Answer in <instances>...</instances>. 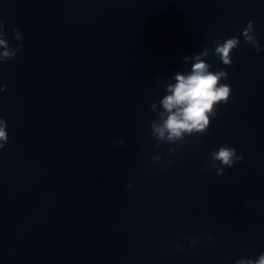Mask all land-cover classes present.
Masks as SVG:
<instances>
[{"label":"water","instance_id":"water-1","mask_svg":"<svg viewBox=\"0 0 264 264\" xmlns=\"http://www.w3.org/2000/svg\"><path fill=\"white\" fill-rule=\"evenodd\" d=\"M249 20L264 49V0H0L5 38L23 46L0 64L9 137L0 149V264L258 258L264 51L244 41ZM231 37L240 45L226 67L213 52ZM205 48L211 70L229 73L232 98L205 134L157 141L150 105L163 111L166 85L191 71L183 57ZM222 145L244 159L217 175L210 154Z\"/></svg>","mask_w":264,"mask_h":264},{"label":"clouds","instance_id":"clouds-1","mask_svg":"<svg viewBox=\"0 0 264 264\" xmlns=\"http://www.w3.org/2000/svg\"><path fill=\"white\" fill-rule=\"evenodd\" d=\"M3 29L4 24L0 21V64L14 60L17 53L23 50L22 45L16 47L10 45ZM13 33L16 40L23 39L18 29H13ZM242 36L245 43L252 45L257 52L264 51L255 35L254 21L247 22V26L242 30ZM239 45L238 37L228 38L223 43L216 42L213 55L218 57L224 66L230 67L233 64L232 53ZM208 56L207 48L195 56H184V62L193 61L191 71L186 74L177 72L172 78L175 82L166 85L167 94L159 101L163 111H156L157 103L150 105L151 110L158 116V119L151 121V135L157 141L174 144L177 141H184L187 136L205 134L210 127L211 119L217 115L218 106L227 104L232 98L231 85L222 82L228 78L229 73L224 69L211 70L212 65L205 59ZM5 89L6 85L0 84V92ZM8 142L7 121L0 117V149ZM123 143L120 142L121 146ZM156 147H159V143ZM174 151L175 149H169L170 153ZM210 159L212 161L210 169H214L217 175H222L225 168H232L244 157L237 154L236 148L222 145L218 150L211 152ZM160 160L161 155L157 154L153 158V163ZM200 171L203 172L204 169ZM185 238L190 239L192 244L198 243L195 239ZM235 264H264V252L256 259H238Z\"/></svg>","mask_w":264,"mask_h":264}]
</instances>
